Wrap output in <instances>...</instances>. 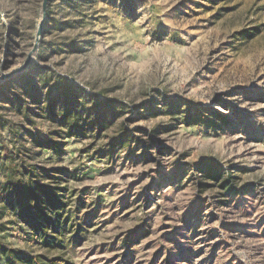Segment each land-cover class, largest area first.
Listing matches in <instances>:
<instances>
[{
	"label": "rangeland",
	"instance_id": "374dc122",
	"mask_svg": "<svg viewBox=\"0 0 264 264\" xmlns=\"http://www.w3.org/2000/svg\"><path fill=\"white\" fill-rule=\"evenodd\" d=\"M41 6L0 0V75ZM43 43L32 65L93 96L103 127L50 139L56 124L0 111L53 189L26 209L0 157L1 242L45 264H264V0H51Z\"/></svg>",
	"mask_w": 264,
	"mask_h": 264
},
{
	"label": "trees",
	"instance_id": "16d2710c",
	"mask_svg": "<svg viewBox=\"0 0 264 264\" xmlns=\"http://www.w3.org/2000/svg\"><path fill=\"white\" fill-rule=\"evenodd\" d=\"M1 20V17H0ZM6 32L3 38L4 43L11 47L13 43L12 27L6 25ZM45 43L40 48V55L44 53ZM27 55V54H26ZM80 89L77 88L63 76L57 74L51 68H40L36 65H31L26 71L15 76L9 82L0 85V111H7L12 113L13 117H21L25 122L36 125L35 118H41L45 121L56 124L58 131H49L50 139L54 137L71 138L76 136H84L85 133L95 135L96 132L102 130V119L98 114L94 113L93 108L88 109L87 104L93 99V96L85 93V101L82 102L77 99ZM164 107L169 111L174 109L172 101L164 100ZM83 103V104H82ZM109 105V104H108ZM106 106H99L101 112ZM36 107L35 110L32 107ZM110 106V105H109ZM186 112H191V105L185 104ZM200 113V112H199ZM197 113V115H199ZM213 119L221 120L226 124V119L221 114H214ZM210 117V118H211ZM214 125L215 122L213 121ZM187 125L191 121H186ZM159 127V126H158ZM158 127L152 130V133L158 132ZM3 135L8 136L14 148H11L6 143ZM30 135L24 126L15 120H5L4 114L0 112V157L5 167L10 170L9 174L14 179V191L18 192L22 197L21 204L23 207H32L43 203V201H50L49 196L52 195V187L40 184L38 178L48 177L49 171L43 170L39 165L28 166L20 156V148L17 149L19 140L25 139ZM127 133L122 135L120 139L115 142L117 147L124 144ZM34 144L35 141L33 140ZM40 143V142H39ZM47 148L57 150L60 145L47 141ZM51 143V144H50ZM41 144V143H40ZM42 147V146H41ZM29 151V150H26ZM29 153V152H28ZM45 173V176L42 174ZM18 178V179H17ZM28 181V182H27ZM48 199H47V198ZM51 203V202H50ZM54 203V202H52ZM26 207V209H27ZM39 213V212H37ZM0 257L5 264H45L41 259L34 257H20L15 256V249H9L0 240ZM18 252V250H17Z\"/></svg>",
	"mask_w": 264,
	"mask_h": 264
},
{
	"label": "water",
	"instance_id": "95a60500",
	"mask_svg": "<svg viewBox=\"0 0 264 264\" xmlns=\"http://www.w3.org/2000/svg\"><path fill=\"white\" fill-rule=\"evenodd\" d=\"M50 1L51 0H42V6H41V10H40V16L41 17H40V20H39L38 25H37L36 33L34 36V42H33L31 50L27 53V55L24 59V62L21 64V66H19L18 68L14 69L10 72L3 73L1 71L0 85L5 84L6 82H9L18 74H21L24 71H26L36 60V56H37V54H38V52L42 46L43 38L45 35V27L47 24L48 8L50 5Z\"/></svg>",
	"mask_w": 264,
	"mask_h": 264
}]
</instances>
